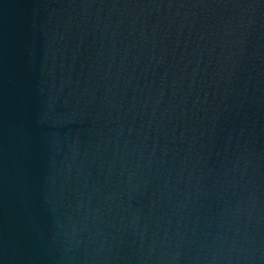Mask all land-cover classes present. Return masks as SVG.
Listing matches in <instances>:
<instances>
[{
    "label": "water",
    "instance_id": "water-1",
    "mask_svg": "<svg viewBox=\"0 0 264 264\" xmlns=\"http://www.w3.org/2000/svg\"><path fill=\"white\" fill-rule=\"evenodd\" d=\"M0 264H264V0H0Z\"/></svg>",
    "mask_w": 264,
    "mask_h": 264
}]
</instances>
